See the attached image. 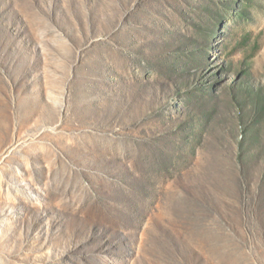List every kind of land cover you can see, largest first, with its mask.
<instances>
[{"label":"rangeland","instance_id":"rangeland-1","mask_svg":"<svg viewBox=\"0 0 264 264\" xmlns=\"http://www.w3.org/2000/svg\"><path fill=\"white\" fill-rule=\"evenodd\" d=\"M0 264H264V0H0Z\"/></svg>","mask_w":264,"mask_h":264}]
</instances>
